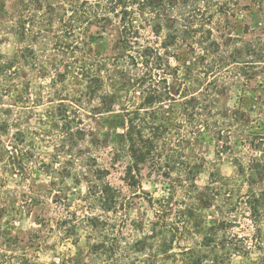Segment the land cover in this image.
Returning a JSON list of instances; mask_svg holds the SVG:
<instances>
[{"label": "trees", "instance_id": "16d2710c", "mask_svg": "<svg viewBox=\"0 0 264 264\" xmlns=\"http://www.w3.org/2000/svg\"><path fill=\"white\" fill-rule=\"evenodd\" d=\"M8 1L13 9L9 21L0 23V32L20 36L26 47L13 57L0 55V93L10 91L9 82L32 65L36 45L47 39L53 45L49 49L53 85L61 84L68 73L86 84L87 91L75 96L56 89L53 98L58 101L59 120L49 138L58 154L51 162H40L43 168H51L55 182L78 176L89 184L90 199L102 212L85 215L96 261L116 264L130 249L143 252L141 242L132 248L124 235L120 221L124 191L113 187L110 170L100 165L98 155L104 145L87 123L91 115L116 108L114 98L104 93L109 61L95 56L89 40L93 28L115 25L120 30L117 57L127 64L122 72L129 94L122 107L130 160L124 170L126 187L136 188L145 169L150 177L170 181V190H183L189 199L217 209L221 217L217 230L240 228L246 233L213 240V264H232V254L254 252L260 255L259 264H264V191L254 188L264 178V157L249 162L234 159L233 177L213 175L202 188L197 184L198 167L186 155L188 138L198 130L223 139L226 132L231 135L239 115L246 118L243 123L253 121L241 109H222L220 100L230 86H246L264 73V38L247 40L234 31L239 9L263 10L264 0H0V5ZM174 113L181 118L175 125ZM10 127L1 129L0 136L10 138L11 159L23 163L34 153L23 147L27 141L22 132L12 135ZM166 210L172 213L174 205Z\"/></svg>", "mask_w": 264, "mask_h": 264}, {"label": "rangeland", "instance_id": "374dc122", "mask_svg": "<svg viewBox=\"0 0 264 264\" xmlns=\"http://www.w3.org/2000/svg\"><path fill=\"white\" fill-rule=\"evenodd\" d=\"M12 9V1L0 5V23L9 21ZM234 23L236 35L247 40L264 38V9L241 7ZM119 37L120 30L115 25L93 28L89 34L95 56L109 61L110 77L104 93L114 98L116 108L91 115L87 122L104 145L98 155L100 165L110 170L108 179L113 187L124 191L122 200L126 204L120 218L124 235L131 240L132 248L139 241L143 250L122 253L116 264L133 261L135 264H213L211 251L216 247L213 240L243 237L246 233L240 228L217 230L221 217L214 206L189 199L183 190H170V181L148 176L147 169L136 188L126 187L124 170L130 160L122 107L128 103L129 94L122 79L127 64L119 62L117 57ZM25 47L20 36L0 32V55L13 57ZM52 47L50 39L36 45V60L9 82L8 93H0V130L11 126L12 135L21 131L27 141L23 147L34 153L23 163L13 160L7 152L10 138L0 136V264H102L93 255L94 242L85 216L102 213L90 199L89 184L78 176L55 182L51 168H43L40 162H51L58 154L49 138L59 120L58 101L53 98L56 89L72 96L87 91L86 84L72 73L61 84L53 85L55 76L50 68L49 51ZM220 107L241 109L253 121L243 123L246 118L243 120L239 115L238 122L230 129L231 135L226 132L223 139L199 130L190 135L186 155L198 167L197 184L202 188L209 185L213 175L233 177L234 159L249 162L255 157H264V73L246 86L244 83L230 86L221 97ZM179 119V115L172 114L173 125ZM156 121L161 122L158 115ZM165 143L170 144L168 136ZM220 151H224L223 157ZM254 188L264 191V178ZM170 204L175 210L167 213L166 207ZM259 262L257 252L231 256L232 264Z\"/></svg>", "mask_w": 264, "mask_h": 264}]
</instances>
